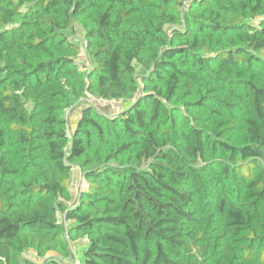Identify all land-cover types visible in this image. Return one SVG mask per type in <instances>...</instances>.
I'll return each instance as SVG.
<instances>
[{
	"label": "trees",
	"instance_id": "1",
	"mask_svg": "<svg viewBox=\"0 0 264 264\" xmlns=\"http://www.w3.org/2000/svg\"><path fill=\"white\" fill-rule=\"evenodd\" d=\"M0 264H264V0H0Z\"/></svg>",
	"mask_w": 264,
	"mask_h": 264
},
{
	"label": "rangeland",
	"instance_id": "2",
	"mask_svg": "<svg viewBox=\"0 0 264 264\" xmlns=\"http://www.w3.org/2000/svg\"><path fill=\"white\" fill-rule=\"evenodd\" d=\"M76 33H77L78 39H80V42H82V34L78 30H77ZM86 102L89 103L90 105H93L94 107H96L97 110H99L101 112L103 111V112H106V113L108 112V107H110V105H111V104L109 105L108 103H105V102L102 103L101 101L93 100V99H87ZM117 110H118V107H117V109H115V111H117ZM78 111H79V109H77V111H74L71 115H69L70 123L73 126L77 122L76 119L74 118V116H77ZM115 111H113V112H115ZM76 175H77V173L75 174V176ZM81 182H82V176L80 174H78V178L76 179V182H75L76 185L74 184L73 187H72V192H73L74 196L77 195L78 189H79L78 187L81 185L80 184ZM73 251L75 252V261H76V259L79 256V250H78V248H75V249H73ZM27 257H31V256L27 254Z\"/></svg>",
	"mask_w": 264,
	"mask_h": 264
},
{
	"label": "crops",
	"instance_id": "3",
	"mask_svg": "<svg viewBox=\"0 0 264 264\" xmlns=\"http://www.w3.org/2000/svg\"><path fill=\"white\" fill-rule=\"evenodd\" d=\"M126 106H127V104H124L123 102H112L111 105H110V107H108V112H107L108 114L106 112H103V111L102 112L100 111V112L103 115H105V116L112 117V115H116V114L121 113V111H123L126 108ZM117 107H118V110L115 111V109H117ZM113 111H115V112H113ZM77 116H74V118L76 119V121L79 119V117H77ZM77 178H78V174L74 177L73 184H75Z\"/></svg>",
	"mask_w": 264,
	"mask_h": 264
},
{
	"label": "built area",
	"instance_id": "4",
	"mask_svg": "<svg viewBox=\"0 0 264 264\" xmlns=\"http://www.w3.org/2000/svg\"><path fill=\"white\" fill-rule=\"evenodd\" d=\"M80 64H87V60H86V56L83 55L80 57V59L78 60ZM102 103H104V101H101ZM73 173H76L75 169L72 170ZM81 185L78 187V191H80L84 186H86V182L84 180V178L82 177V182L80 183Z\"/></svg>",
	"mask_w": 264,
	"mask_h": 264
}]
</instances>
